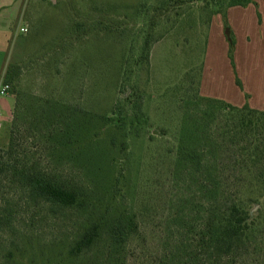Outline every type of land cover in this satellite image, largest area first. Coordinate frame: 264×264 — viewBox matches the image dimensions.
<instances>
[{
  "label": "rangeland",
  "instance_id": "rangeland-1",
  "mask_svg": "<svg viewBox=\"0 0 264 264\" xmlns=\"http://www.w3.org/2000/svg\"><path fill=\"white\" fill-rule=\"evenodd\" d=\"M19 3L0 11L3 30L11 24L0 72L22 71L7 96L17 110L1 120L0 157L19 174L84 193L86 202L73 209L34 202L15 173L0 264H264V194L238 173L244 149L264 151V122L236 135L237 114L202 95L209 47H216L213 11L198 0ZM228 31L231 76L243 91ZM118 119L123 124L114 127ZM191 146L202 155L199 172L189 165ZM257 168L264 174V158ZM242 196L259 202L249 209L260 233L220 259L211 231L223 205ZM122 214L138 227L121 248L113 250L105 232L92 249L70 255L93 222Z\"/></svg>",
  "mask_w": 264,
  "mask_h": 264
},
{
  "label": "trees",
  "instance_id": "trees-1",
  "mask_svg": "<svg viewBox=\"0 0 264 264\" xmlns=\"http://www.w3.org/2000/svg\"><path fill=\"white\" fill-rule=\"evenodd\" d=\"M205 4L207 8L213 11V15L223 16L225 26H228L227 11L234 7L246 8L253 3L252 0H228V7H224L222 2L226 0H198ZM178 3H184L185 0H176ZM218 8L219 11H215ZM211 23V21H209ZM148 41L142 60L148 61ZM235 45H232L234 51ZM21 68L17 65H9L5 68V73L2 75L0 72V82L3 85H9L12 90V86H15L21 75ZM224 107V110H228L232 113H236L238 119V125L235 124L233 130L237 135L247 134L249 128L254 127L257 122H264V112H259L251 109L248 105L243 108L233 107L223 101H215ZM17 110V106H15ZM114 127H120L123 124L122 119L114 121ZM244 156L239 159L238 173L244 177H251L253 183L256 182L255 188L259 192V196L264 194V174L257 168L261 158H264V151L261 152L257 148L252 146L244 149ZM189 165L196 172L202 169V155L201 152L189 147ZM257 162V164H256ZM15 173L18 176H22L27 180L26 190L30 197L37 203L49 204L55 207L64 209L83 208L85 206V195L74 189L65 187L61 183L48 178L46 176L35 174L32 172L15 170L13 163L10 159L0 157V229L5 228L7 218L5 208L10 206L8 192L11 188H15L17 185ZM257 198H244L239 197L233 202H226L220 209L219 214L216 217L213 230L211 231V240L214 248L217 251V255L220 259H231L236 251H239L246 247L247 244L255 240L256 234L260 233L259 229L261 222L259 220L252 219V212L249 209L253 203H257ZM137 221L136 217L122 214L114 217L110 220H101L93 222L82 235L79 241L70 250V255L80 256L84 252L92 249L101 239L106 232L108 239L111 243V248H121L126 242L129 236L137 233ZM11 256V254H10Z\"/></svg>",
  "mask_w": 264,
  "mask_h": 264
},
{
  "label": "crops",
  "instance_id": "crops-1",
  "mask_svg": "<svg viewBox=\"0 0 264 264\" xmlns=\"http://www.w3.org/2000/svg\"><path fill=\"white\" fill-rule=\"evenodd\" d=\"M19 1L0 0V11L7 7L18 10L17 6L22 4ZM252 1L246 8L234 7L227 11L229 36L233 37L235 43L234 75L242 83L243 91L236 86L235 78L231 76L224 37L226 26L220 15L213 16L209 25L208 31L211 37L216 38V47L213 50L212 44L209 47L207 66L200 86L202 95L207 98L223 101L236 108L248 105L253 110L264 112V0ZM23 16L22 13L20 20ZM2 25L3 21L0 20V57L6 48V31L11 24L5 22L4 30ZM217 51L226 77L217 61L213 63ZM2 85L0 83V87ZM7 98L0 97V117L3 122L12 114L16 105L15 99Z\"/></svg>",
  "mask_w": 264,
  "mask_h": 264
},
{
  "label": "built area",
  "instance_id": "built-area-1",
  "mask_svg": "<svg viewBox=\"0 0 264 264\" xmlns=\"http://www.w3.org/2000/svg\"><path fill=\"white\" fill-rule=\"evenodd\" d=\"M22 33L26 32L25 29L21 30ZM11 91V87L9 85H2L0 87V97H6L9 95V92ZM2 128V123H1V117H0V130Z\"/></svg>",
  "mask_w": 264,
  "mask_h": 264
},
{
  "label": "water",
  "instance_id": "water-1",
  "mask_svg": "<svg viewBox=\"0 0 264 264\" xmlns=\"http://www.w3.org/2000/svg\"><path fill=\"white\" fill-rule=\"evenodd\" d=\"M227 36L229 37V31L227 32Z\"/></svg>",
  "mask_w": 264,
  "mask_h": 264
}]
</instances>
